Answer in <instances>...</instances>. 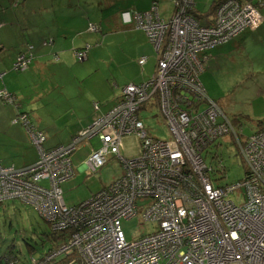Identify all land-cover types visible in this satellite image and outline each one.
Here are the masks:
<instances>
[{"label": "built area", "instance_id": "2783aa9c", "mask_svg": "<svg viewBox=\"0 0 264 264\" xmlns=\"http://www.w3.org/2000/svg\"><path fill=\"white\" fill-rule=\"evenodd\" d=\"M263 2L220 0L204 23L192 12L194 0H174L168 19L159 16L155 2L144 11L122 10V22L144 30L152 44L154 73L146 81L125 84L108 111L67 144L45 149L44 136L27 117L15 119L28 127L38 158L20 168L0 162V205L9 199L31 204L54 231L67 233L65 241L31 264L73 254L79 264H264V127L239 139L242 128L207 96L200 79L208 50L262 23ZM75 56L81 60L85 51L77 50ZM145 60L141 56L138 63ZM28 62L20 54L13 68L23 70ZM0 97L12 102L5 89ZM146 104L157 107L167 138L150 135L139 116ZM93 135L100 136L101 145L89 153L88 168L96 171L116 156L124 172L70 207L60 184L74 173L70 154ZM128 135L141 145L133 158L120 154L121 140ZM227 137L237 141L248 168L239 181L219 185L210 176L205 153ZM219 155L215 150L213 157ZM237 188L243 192L235 194ZM138 214L153 229L127 239L122 220ZM5 264L15 263L10 258Z\"/></svg>", "mask_w": 264, "mask_h": 264}, {"label": "rangeland", "instance_id": "374dc122", "mask_svg": "<svg viewBox=\"0 0 264 264\" xmlns=\"http://www.w3.org/2000/svg\"><path fill=\"white\" fill-rule=\"evenodd\" d=\"M9 3V0H2V5L9 7ZM203 3L204 0H201L200 6ZM46 13H50V9ZM43 16L45 17V15ZM47 16L49 17V15ZM48 17L42 21V25L48 22L46 20ZM52 26L48 28L52 29ZM93 33L98 34L97 32ZM99 36L103 37V35ZM96 39L97 36L94 40ZM128 42V38L122 35L124 48L118 50L120 44L118 40L110 42L109 40L107 42L98 40L96 41L98 46H94L91 50L92 54L89 53V57L83 61L75 56H69L68 51L61 50V54L57 59L53 58L52 55L39 60L42 68L38 71L36 70V64L34 62L31 64V61L27 68L29 71L26 73V81H38V86L36 85L35 88L31 89V84L26 85L24 93L27 94L26 97L30 98L32 96L33 99L43 95L40 104L37 106H32L29 98L24 100V103H29V107L33 108L31 109L32 117L39 119L41 126L46 122H50L52 126L54 124L64 125L63 129H66L65 123L69 119L68 114L52 118L50 111L53 108L52 114L54 112L62 114L65 110L68 111L70 106H77L80 103L81 106H84L86 98L83 93L88 92V89L82 85L83 82L90 83L91 79L88 78H91V76H93V80L99 78V80H104L106 83L105 96L103 100H100V106L111 107L117 96L112 93H121V88L128 82L132 74L130 68L126 69L133 54L132 44ZM250 42L253 46L248 45V53H226L224 59L227 60L233 55L234 60L226 61L222 70L214 69L212 66L206 69L205 73L203 72V83L211 99L217 101L225 98L230 102V106L243 108L246 111L245 113L250 116L260 118L264 117V37L261 39L254 38ZM126 43L128 44L126 45ZM93 44L95 42H92ZM21 45L24 46V42H21ZM28 46H24L21 50L25 51ZM51 46V41L47 45L44 44V40L40 42V47L50 48ZM62 48L68 49V39ZM226 50L227 48L222 51L226 52ZM85 74L88 78L84 77ZM135 75L136 73L133 72L132 76ZM247 96L250 99H245ZM147 106H149L148 109ZM15 114L16 112L13 111V115ZM139 116L144 121L151 136L162 139L167 138V128L156 106L146 104L139 111ZM14 117L16 118L17 115ZM254 124L257 126V122ZM241 127L244 137L253 132V125L250 120L244 121ZM65 132L68 133V130L66 129ZM218 142H220V146L215 147V145H212L208 149L210 153L207 155V162H211L213 165L211 177L219 185L235 183L243 177L245 168L237 141L234 143L229 139L220 138ZM100 145V136L93 135L89 139L80 142L71 155L74 173L66 180L62 188L63 198L67 205H76L90 198L92 194L106 187L112 180L123 174V165L116 156H110L108 161L96 171L88 168L86 159L91 147L98 148ZM215 150L220 154L221 165L225 169L223 172L220 165L219 170L216 160L211 159ZM140 152L141 145L135 135L122 138L120 148L122 156L133 158ZM42 184H46V181H43ZM242 192L241 188H237L235 194H241ZM122 228L127 239H134L153 229L152 223L143 221L140 214L129 219H123ZM50 231L48 223L39 215L34 206L19 199L5 201L0 205V258L9 250L22 261L29 260L31 255L34 258L42 257L55 242L59 241L57 238L49 240L47 236Z\"/></svg>", "mask_w": 264, "mask_h": 264}, {"label": "crops", "instance_id": "0c3cea01", "mask_svg": "<svg viewBox=\"0 0 264 264\" xmlns=\"http://www.w3.org/2000/svg\"><path fill=\"white\" fill-rule=\"evenodd\" d=\"M9 1L8 7L7 5H2V0H0V89L4 88L11 93L15 99V104H7V102L4 103L0 101V162L4 165H12L20 168L32 164L37 160L38 149L30 140L28 132L21 122L18 123L15 121L14 116L17 115L18 112H29V118L33 126L45 133L46 140L44 146L49 148L58 144H67L76 132L90 126L110 108L100 106V100H103L105 96L106 83L104 80H99V78L93 80V76L88 78L87 73L84 77L91 79V82H83L82 85L88 89V92L83 93L86 98L84 106H81V103L77 104V106H70L68 107V111L65 110L62 114H58L57 112L52 114L53 108L50 111V116L52 118H57L66 113L68 114L69 119L67 123H65L68 133L65 132L66 129H63L64 125L54 124V126H52L50 122H46L41 126L39 119H34L32 117L31 109L33 108L29 107V103H24V100L29 98L26 97L27 94L24 93L26 85L31 84V89H33L36 85L38 86V81H26V73H28L29 69L22 71L12 70L14 58L18 52L22 51L21 48L29 45L25 52L28 48L34 50L33 56L30 58L29 62L31 63L32 61L31 64L34 62L37 66L36 70L38 71L42 68L39 60L44 57H51L52 55L53 58L57 59L61 54V50L64 52L68 51V55L74 57L77 50L83 49L85 51V57L81 59V61L87 59L89 57L88 54H92V48L98 46L96 43L98 40L103 42L118 40V42H120L118 50H123V35L128 38V41L131 42L133 47V54L128 61L129 63L126 69L130 68L132 74L133 72L136 73L134 77L131 74L130 79L125 84L140 83L146 81L154 73L157 55L145 31L133 25L124 24L121 20L120 12L125 9L136 11L148 10L152 3L155 2L159 16L168 19L174 11V0ZM15 1H17L16 4H14ZM217 2L218 0H204V3L200 6L201 0H194L196 18L203 23L211 20L214 6ZM49 9L50 13H46ZM260 10L263 14V20L258 27L244 30L226 43L217 45L206 52L204 70L200 74V79L205 90L206 87L203 83V75L206 69L212 66L214 69L222 70L226 61L234 60L233 55L227 60L224 59L226 53H248V45L253 46L250 41L254 38L261 39L264 37V2ZM45 13L49 15V17ZM43 15H45V17ZM46 17H48L46 19L48 22L42 25V21L45 20ZM91 24L95 26L94 30L89 28ZM51 25H53L52 29H49L48 27H51ZM93 32H97L98 34H94ZM99 35H103V37L101 38ZM96 36L97 39L94 40ZM67 39L68 49H63L62 47H64V43ZM41 40H44L45 45L51 41L52 46L50 48L40 47ZM20 41L24 42L25 45L20 46ZM92 42H95V44L92 45ZM128 43H126V45ZM17 44H19L20 47L17 46ZM33 45L36 46L35 49ZM225 48H227V50L223 52L222 50ZM141 56H146V60L143 64L138 63V59ZM94 90L96 91L95 93ZM91 93H93V95H91ZM206 93L208 94L207 90ZM112 94L117 95L112 103L114 104L121 93ZM42 96L43 95H40L38 98L34 97V99L30 96L29 101L32 102L30 104H32V106L39 105ZM245 99L250 98L247 96ZM95 103H98V107L94 106ZM217 103L220 105L222 111L231 118L234 115L247 116V119L250 120L253 125V131L264 127L258 123L257 126L254 124L259 121H261L259 123H263L264 117H252V115L250 116L245 113L246 111L242 107V109H239L230 106V102L225 98L217 100ZM13 111L16 112L15 115H13ZM94 149L96 148L91 147L89 153ZM65 182L66 181H64V183ZM64 183H62L61 189ZM63 202L65 203L64 198Z\"/></svg>", "mask_w": 264, "mask_h": 264}, {"label": "trees", "instance_id": "16d2710c", "mask_svg": "<svg viewBox=\"0 0 264 264\" xmlns=\"http://www.w3.org/2000/svg\"><path fill=\"white\" fill-rule=\"evenodd\" d=\"M220 0H218V2H219ZM16 2L17 1H15L14 2V4H16ZM217 2V3H218ZM216 6V5H215ZM215 6H214V8H215ZM193 12V14L194 15H196L195 14V11L193 10L192 11ZM20 54H24V56H25V58H27V59H29L30 60V58H32V56H33V50H31V49H29L28 48V50L25 52V51H20V52H18L17 54H16V57L14 58V61H13V64H14V62H15V59L20 55ZM29 63L30 62H28V65H27V67L29 66ZM13 66L14 65H12V70H14V71H22V70H19V69H14L13 68ZM27 67L25 68V69H27ZM25 69H23V70H25ZM4 89V88H3ZM1 90V89H0ZM6 90V89H5ZM7 91V90H6ZM8 92V91H7ZM9 93V92H8ZM10 94V96H12V94L11 93H9ZM207 96H208V94H207ZM209 97V96H208ZM210 98V97H209ZM0 101H2V102H4V103H6V101L5 100H3V98L2 97H0ZM216 101V100H215ZM217 102V101H216ZM7 104H15V99L13 98V96H12V102H7ZM113 105V104H112ZM111 105V106H112ZM97 107H98V103H97ZM29 112H18L17 113V117L15 118V119H17L20 115H25L26 117H27V119H28V121H29V125H30V127L31 128H33V129H35L37 132H41L42 133V135L44 136V142H45V140H46V136H45V133H43L41 130H39V129H37L35 126H33V123L31 122V120H30V118H29V114H28ZM227 117H228V119L230 120V122L232 123V124H235L236 125V127L238 128V126L239 127H241L242 126V124H239V123H244V121H247L248 119V117L247 116H245V115H234V116H232V118L231 117H229L228 115H227ZM18 122H21L20 120H17ZM259 122H261V121H259ZM259 122H257L258 124H260V125H263L264 126V121H263V123H259ZM21 124L25 127V129H26V131L28 130V127L26 126V124H24L23 122H21ZM242 128V127H241ZM254 132V131H253ZM252 132V133H253ZM77 133L78 132H76L71 138H70V140L74 137V136H76L77 135ZM251 133V134H252ZM250 134V135H251ZM230 137H231V135H230ZM239 139H241V137H243V134L242 135H240L239 134ZM231 140V141H233L234 140V138H229V137H227L226 138V140ZM235 141V140H234ZM233 141V142H234ZM44 142H43V146H44ZM70 142V141H69ZM235 143V142H234ZM59 145V144H58ZM56 145H54V146H51V147H49V148H46L45 146H44V148L45 149H50V148H53V147H55ZM76 150V149H75ZM74 150V151H75ZM73 151V152H74ZM73 152H72V154H73ZM210 153V151L209 150H207L206 151V153H205V156L207 157V155ZM72 154H70V160H71V155ZM211 159H214V160H216V162L218 163V167H219V170H220V166H221V168L223 169L222 170V172L225 170L224 169V167L221 165V160H220V155L215 159L214 157H213V155L211 156ZM220 161V164H219V161ZM244 162V172H246L247 171V165H246V162L245 161H243ZM71 163H72V161H71ZM211 163V162H210ZM220 165V166H219ZM210 166H211V172H213V165H212V163L210 164ZM102 167V166H101ZM100 167V168H101ZM221 172V173H222ZM210 176H211V173H210ZM212 180L214 181V183L216 182L217 183V181L216 180H214V178L212 177ZM43 181H46V180H43ZM42 181V182H43ZM62 183H64V182H62ZM62 183L60 184V188H61V185H62ZM215 183V184H216ZM46 184H47V181H46ZM45 184V185H46ZM61 191H62V189H61ZM95 194V193H94ZM93 195V194H92ZM91 195V196H92ZM3 204V203H2ZM1 204V205H2ZM39 213V212H38ZM39 215L48 223V225H49V228H50V232L48 233V238H49V240H54V239H56L57 238V240L59 239V241L58 242H55L54 244H53V246L52 247H50L49 249H48V251H47V253L45 254V255H43L42 257H40V258H34L32 255L30 256V259L29 260H26V261H22V260H20L11 250H9V252L8 253H6V254H4V256L3 257H1L0 258V264H5L8 260H10V258H12V260H14V263L15 264H31L32 263V260H39V259H43L44 258V256H46V255H48L53 249H55L57 246H59L60 245V243H62L63 241H65V239L67 238V233H61V231H54L53 229H52V227H51V223L49 222V221H47L40 213H39ZM73 257V258H72ZM70 259H68V258H64V259H54V262H51V263H49V264H72V262H75V263H80V260H79V256L77 255V254H73V256H72ZM72 260V261H71Z\"/></svg>", "mask_w": 264, "mask_h": 264}, {"label": "bare ground", "instance_id": "6f19581e", "mask_svg": "<svg viewBox=\"0 0 264 264\" xmlns=\"http://www.w3.org/2000/svg\"><path fill=\"white\" fill-rule=\"evenodd\" d=\"M71 207V206H70Z\"/></svg>", "mask_w": 264, "mask_h": 264}, {"label": "water", "instance_id": "95a60500", "mask_svg": "<svg viewBox=\"0 0 264 264\" xmlns=\"http://www.w3.org/2000/svg\"><path fill=\"white\" fill-rule=\"evenodd\" d=\"M98 192V191H97Z\"/></svg>", "mask_w": 264, "mask_h": 264}]
</instances>
